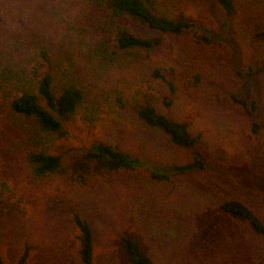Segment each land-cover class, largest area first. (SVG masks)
<instances>
[{
  "label": "rangeland",
  "instance_id": "rangeland-1",
  "mask_svg": "<svg viewBox=\"0 0 264 264\" xmlns=\"http://www.w3.org/2000/svg\"><path fill=\"white\" fill-rule=\"evenodd\" d=\"M234 2L236 13L229 22L215 0L179 1L177 7L195 21L194 30L220 33L209 45L130 21L137 34H161L160 44L147 58L124 60L100 77L88 74L89 83L94 82L89 98L114 92L146 98L158 111L185 122L192 134L200 133L197 147L213 169L159 183L144 168L131 176L94 175L86 185L60 176L34 179L25 162L23 135L6 122L0 126L4 264H16L25 245V264H79L74 211L93 227L95 264H129L117 240L123 231L158 264H264V238L215 209L224 200L238 199L264 222V71L247 74L255 68L254 59L264 56V41L255 38L258 27L264 28V13L259 0ZM155 68L174 82V94L152 77ZM232 96L245 98L246 106ZM252 122L260 124L256 133ZM67 131L50 152L68 156L102 140L148 164L189 158L163 133L115 112L112 103L92 124L78 114Z\"/></svg>",
  "mask_w": 264,
  "mask_h": 264
},
{
  "label": "trees",
  "instance_id": "trees-1",
  "mask_svg": "<svg viewBox=\"0 0 264 264\" xmlns=\"http://www.w3.org/2000/svg\"><path fill=\"white\" fill-rule=\"evenodd\" d=\"M179 1L0 0V126L7 122L6 126L23 135L25 162L34 179L60 176L86 185L94 175L131 176L144 168L150 179L159 183L213 169L197 147L200 133L192 134L185 122L158 111L149 99H129L121 92L89 98L94 94L90 72L100 77L124 60L147 58L160 44L161 34H137L130 21L161 33L190 35L204 45L221 38L220 33L209 29L194 30L195 21L177 7ZM215 2L230 22L236 13L234 0ZM259 3L264 13V0ZM255 38L264 41V28L258 27ZM254 63L255 68L247 74L264 71V56L255 58ZM151 75L168 85L169 95L174 94V82L160 69H153ZM232 99L242 107L247 104L243 97ZM164 101L170 104L171 100ZM111 103L118 114L132 116L145 127L163 133L174 147L185 149L188 160L148 164L102 140L68 156L49 151L55 140L67 136V123L78 114L92 124L102 107ZM259 127L257 122L250 125L254 133ZM215 209L244 222L253 235L264 238V222L242 201L227 199ZM71 221L79 264H95L91 223L76 211ZM117 240L129 264H158L128 232L123 231ZM28 255L29 246L25 245L16 264H25ZM0 264H4L1 254Z\"/></svg>",
  "mask_w": 264,
  "mask_h": 264
}]
</instances>
